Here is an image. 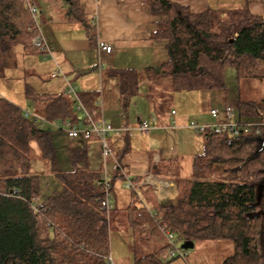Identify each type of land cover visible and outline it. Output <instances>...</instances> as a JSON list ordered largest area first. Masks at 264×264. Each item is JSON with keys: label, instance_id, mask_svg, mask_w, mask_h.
I'll return each instance as SVG.
<instances>
[{"label": "trees", "instance_id": "16d2710c", "mask_svg": "<svg viewBox=\"0 0 264 264\" xmlns=\"http://www.w3.org/2000/svg\"><path fill=\"white\" fill-rule=\"evenodd\" d=\"M45 1L57 20L88 26L94 45L95 26L89 23L80 0ZM147 2L152 15L160 18L151 39L166 42L168 58L142 71L111 73L120 82L124 110L144 80L166 78L174 92L227 91L229 68L238 81L264 80V17L248 8L194 13L171 0ZM29 4L39 8L37 0H0V71L12 65L18 46L27 54L42 55L33 45L39 32ZM27 97L42 105L49 122L79 118L73 102L62 95L38 94L28 88ZM80 98L89 112L98 109L94 93ZM237 108L244 119L264 115V102L239 99ZM262 131L260 136L237 138L203 134L205 147L194 157V172L238 175L242 181L178 178L177 197L165 203L144 192L151 210L133 202L127 209L131 228L147 239L158 235L163 240L162 229H166L175 235L178 247L187 242L230 241L234 252L223 264H264ZM33 143L43 160L56 161L51 133L26 118L20 107L0 98V264H107L111 212L102 207L107 191L104 174L89 169L88 147L69 149L74 169L56 173L62 190L50 195L46 210L37 213L31 205L40 197L42 185L40 177L30 173ZM166 164L171 170L182 166L179 160ZM165 250H143L140 256L136 254L134 264H169L163 259Z\"/></svg>", "mask_w": 264, "mask_h": 264}, {"label": "crops", "instance_id": "0c3cea01", "mask_svg": "<svg viewBox=\"0 0 264 264\" xmlns=\"http://www.w3.org/2000/svg\"><path fill=\"white\" fill-rule=\"evenodd\" d=\"M171 1L189 8L194 13H202L209 9L227 12L248 8L253 14L264 17V0ZM37 2L41 11L42 36L49 46L51 56L44 59L43 62L38 59L35 60L38 64V74L51 75L52 81L45 87L40 85V90L35 86L31 89L38 94H58L70 99L66 94L68 88L66 78H68L77 87L80 96L94 93L97 96V107L108 122L117 128L132 129L130 132V134L133 133L132 135L124 132L120 136H112L110 139H113V146L109 139V145L115 153L119 165L125 172L128 171L126 172L127 175H131L135 179L144 177L143 175L146 176L147 172L154 174V169L166 171L163 172L164 175L159 173L154 175L174 183L173 198L159 203L174 200L177 197L176 180L178 176L171 178L169 177L171 174L168 175L167 173L173 171L177 175L182 170V166L178 170H171L166 167V163L174 160L180 161L177 155L181 144L185 148L198 142V144L196 143L197 149H204L205 141L200 142L191 138L192 141L190 142L187 139L189 135L186 131L191 130L193 132V130L185 124L191 117H197L196 119L202 123H213L209 114L200 112L202 102L198 104L199 100L207 99L208 95H202V93L209 91L174 92L170 81L166 78L153 81L144 80L138 95L132 99L129 108L124 110L120 94V82L116 77L111 76V73L116 70L135 69L142 71L145 68L159 66L167 61L166 42L151 39V35L156 29V23L160 21V18L152 15L147 0H80L81 7L88 16L89 23L92 27L95 26L96 36L94 45H92L88 26L61 22L54 17L50 6L45 0H37ZM100 41L113 47L112 54L101 55L98 52L97 43ZM34 54L41 55L38 52ZM22 55L26 57L32 54H27L24 50ZM15 56L17 58V53ZM99 61L102 63L103 68H100ZM15 68H18L16 59L12 61V65L7 70ZM56 71H61L64 76L53 78ZM29 87L30 84L27 81H21L18 75L9 74L8 79L6 77L0 79L1 95L20 107L23 112L25 110L31 111L29 104L33 101L27 97ZM142 88H145L146 91L142 92ZM153 88L157 90L155 92L156 99L150 92ZM195 105L197 106L195 107ZM227 105L228 103H225L220 108L224 109ZM140 106H142L141 110H139ZM73 107L75 114L78 115L74 104ZM145 113L149 114L148 120L142 118ZM39 115L44 118L43 107ZM136 122L137 124L148 122L151 125V130L145 133V138L148 139V145L145 147L144 140H141L142 137L136 135L139 132L135 126ZM194 133L197 134L195 131ZM127 136L130 139H125ZM72 141H76L82 146L89 144V155L100 149L99 141L94 138L86 143H83L81 139ZM151 147L154 149L153 153H151ZM140 150L142 154L146 155L145 166H138L140 156L137 159L134 157V154H137ZM197 153L190 157L194 160V157L199 155V152ZM106 160L117 165L111 157L106 158ZM89 169L91 170L90 159ZM105 170L108 172L109 168L107 165L102 164L99 170L95 172L103 173ZM111 176L114 178L112 182V193H114V183L123 179L118 165L117 172L116 169L113 170ZM151 238L153 240V252L166 249L165 238L163 240L158 235ZM217 242L220 241L198 243L200 247L197 250V244H195V249L193 248L194 251L192 252H187L181 248L185 252L183 258L176 257L167 261H169V264H223L230 257L229 254L232 249L226 247L223 250V245H215ZM221 248L222 250H220ZM162 253L164 259L166 250Z\"/></svg>", "mask_w": 264, "mask_h": 264}, {"label": "rangeland", "instance_id": "374dc122", "mask_svg": "<svg viewBox=\"0 0 264 264\" xmlns=\"http://www.w3.org/2000/svg\"><path fill=\"white\" fill-rule=\"evenodd\" d=\"M41 27V24H40ZM23 47L18 46L12 57V61L16 59L18 61V68H15L13 70H5L0 71V79H8L9 74L18 75L21 81H27V83L30 84L29 88H38L40 90L41 87H45L49 83H51V75L45 74H38L37 69V62L35 59H38L39 61L43 62L45 61L44 55H37L32 53L31 56L24 57L23 54ZM17 53V58H16ZM226 86L227 91H209V92H203L202 95H208L207 99H203L202 101L199 100L198 104L200 102V112L203 114H209L212 109H222L220 108L225 103H228V105L235 107L237 105L238 100L242 101H255V102H264V80H240L238 81L236 78L235 71L233 69H227L226 71ZM37 86V87H36ZM145 92V88H142V92ZM152 93V96L154 99H156L157 90L154 88L150 91ZM200 95V94H195ZM0 98H4L3 95L0 93ZM156 101V100H155ZM197 104V105H198ZM30 107L32 114H35L42 118V116L39 115L41 113L42 106L37 103L30 102ZM195 105V107L197 106ZM172 107V106H171ZM142 106L139 107V110H141ZM26 111V110H25ZM149 114L145 113L144 120H148ZM197 117H191L185 124V126L189 127L191 122H197L201 125H207L206 123L199 122ZM258 118H253L252 120L257 121ZM30 120H33L31 117ZM148 123V122H146ZM112 124V123H111ZM139 124V123H138ZM137 122L135 126L137 127ZM150 124V123H148ZM113 125V124H112ZM114 126V125H113ZM45 130L49 131L51 133V139L53 141V145L56 152V161H47L43 160L40 156L39 149L35 143L32 144V151H31V171L30 173L32 175H37L40 177L41 185H42V191L41 195L39 197V200L41 202H44L46 204L48 198L50 195H52L56 191L62 190V184L59 182V180L56 178V173H66L71 172L74 168L70 162L69 159V149L72 147H84L80 143L76 141H72L68 134L64 131H59L56 128H54L51 124L46 123L43 126ZM115 127V126H114ZM117 128V127H115ZM122 129V128H117ZM129 130H132L131 128H127ZM188 133L187 139L191 142V138L195 139L196 141H205L204 135H198L195 134L194 131L191 130L186 131ZM133 134V133H132ZM131 134V135H132ZM138 137H142L141 140H144V147L148 144V139H146V134L137 132ZM192 136V137H191ZM132 137V136H131ZM125 139H130V137H126ZM113 142V139H110V143ZM143 142V141H142ZM83 143H86L83 141ZM198 142H195V145L193 146H187L184 148V146H179V153L177 156L180 158V162L182 164V170L177 173H173V171H168V175L171 174L169 177L175 178L178 176V178L181 179H204V180H210V181H219V182H241V177L238 175H228V174H216V175H210V174H204L202 176H199L196 174L193 170V159L190 157L191 155L201 154L204 149H197ZM89 145V144H88ZM87 145V147H88ZM100 149L95 151L94 154L89 155L90 159V168L91 170L97 171L99 170L100 166L103 164L107 165L109 168V173L105 170L103 172L104 176L108 177V179L111 180V182L114 181V178L111 176L113 170L117 172V165L115 163L108 162L106 158L102 155L101 151V145ZM113 146V143H112ZM151 153L154 152V149L151 147ZM140 150L137 152V154H134V157L139 158L138 160V166H145L146 164V155L141 153ZM191 152V153H189ZM146 153V152H145ZM115 154V153H114ZM115 157V155H114ZM116 158V157H115ZM106 160V161H105ZM108 164H107V163ZM111 163V164H109ZM113 164V165H112ZM125 172V171H124ZM128 172V171H126ZM126 176L130 178L131 180H134L135 178H132L131 175ZM163 172H166L164 170L157 171V169H154V174H161L164 175ZM147 175L150 174V172L146 173ZM145 177V175H143ZM141 177V178H144ZM137 179V178H136ZM122 180V181H121ZM117 180L116 183H114V188L112 193V200L114 203L115 209L113 212H111L110 220H109V236H110V246H111V258L115 264H134L136 254L137 256H140L141 251H148L149 253H153V244H152V238H146L144 236H141L138 232L134 231L128 221V211L127 207H129L133 202L135 204H140V197L145 200L144 193L140 192V196L135 194L132 190L126 188V182L123 179ZM147 206L150 207V204L147 203ZM155 241V240H154ZM215 245H223V250L226 247H231L232 249L230 256L234 252L233 245L230 241H220L217 242ZM179 247H182L179 245ZM200 244L196 245V250L199 249ZM195 249V248H194ZM192 250H185L187 252H192ZM222 250V248L220 249ZM228 255V256H229Z\"/></svg>", "mask_w": 264, "mask_h": 264}, {"label": "built area", "instance_id": "2783aa9c", "mask_svg": "<svg viewBox=\"0 0 264 264\" xmlns=\"http://www.w3.org/2000/svg\"><path fill=\"white\" fill-rule=\"evenodd\" d=\"M30 13L33 20L37 24L38 35L33 39V45L45 56V58L51 56L49 46L45 39L42 36V30L40 27V17L41 12L37 5L29 4ZM97 50L102 55H110L113 52V47L105 42L97 43ZM100 68H103L102 63L99 61ZM64 76L61 71H56L53 74V78H58ZM68 81V88L66 94L70 97L71 101L75 105L76 112L79 115L77 121L65 120L58 122H49L44 118L32 114L31 111H24V116L26 118H33V121L44 126V124L49 123L54 128L59 131H64L68 134V137L71 140L81 139L84 142H89L93 138L98 140L101 145V151L104 158H113L119 167L122 178L126 182V188L132 190L135 194L140 196V192H151L152 195L156 198L158 202L166 201L173 198V188L174 183L159 178L154 174H148L141 180L137 181L136 179L131 180L128 178L119 165V162L114 157V153L109 145V139L112 136H120L124 132H130L129 129H117L110 122H108L101 114L99 109L89 112L84 106L80 94L77 91V87L74 86L71 81L66 78ZM174 114V112H173ZM210 116L213 120V123L207 125H201L197 122H191L190 128L195 131L197 134L213 133L216 135H226L230 138L237 137H246V136H260L262 135V130L264 128V115L259 116L257 121L252 119H244L239 117L237 105L235 107L227 105L224 109H213L210 112ZM136 129L145 134L151 130V125L148 123H139ZM131 135V134H130ZM103 184L106 187V196L102 203L103 209L110 213L114 210V203L112 200V182L108 177H103ZM140 203L147 209L151 210L147 206V202L140 197ZM31 208L34 212H40L46 210V204L41 202L39 198H35L32 202ZM162 233L165 236L166 240V254L164 255L165 260L174 259L176 257L183 258L185 252H183L177 245L175 235L166 229H162ZM107 264H114L111 257L107 260Z\"/></svg>", "mask_w": 264, "mask_h": 264}, {"label": "water", "instance_id": "95a60500", "mask_svg": "<svg viewBox=\"0 0 264 264\" xmlns=\"http://www.w3.org/2000/svg\"><path fill=\"white\" fill-rule=\"evenodd\" d=\"M194 246L195 244L193 242H187L182 246V248L185 250H191L194 248Z\"/></svg>", "mask_w": 264, "mask_h": 264}]
</instances>
